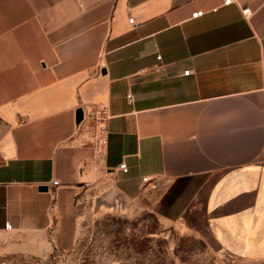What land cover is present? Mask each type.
I'll return each instance as SVG.
<instances>
[{"label": "crops", "instance_id": "crops-1", "mask_svg": "<svg viewBox=\"0 0 264 264\" xmlns=\"http://www.w3.org/2000/svg\"><path fill=\"white\" fill-rule=\"evenodd\" d=\"M111 191L264 264V0H0V255L70 250Z\"/></svg>", "mask_w": 264, "mask_h": 264}, {"label": "rangeland", "instance_id": "rangeland-1", "mask_svg": "<svg viewBox=\"0 0 264 264\" xmlns=\"http://www.w3.org/2000/svg\"><path fill=\"white\" fill-rule=\"evenodd\" d=\"M74 246L49 256L0 255V264H234L197 231L195 219L161 220L116 192L80 203Z\"/></svg>", "mask_w": 264, "mask_h": 264}, {"label": "built area", "instance_id": "built-area-1", "mask_svg": "<svg viewBox=\"0 0 264 264\" xmlns=\"http://www.w3.org/2000/svg\"><path fill=\"white\" fill-rule=\"evenodd\" d=\"M232 2H233V0H223V5H228ZM242 12L245 15H248L251 13L250 8H248V7H244L242 9ZM203 14H204V11L196 10L193 13H191V17L196 18V17H199ZM133 21H134L133 18L129 19L130 23H133ZM188 72H189L188 70L184 71V74H187ZM108 118H109V115H108L107 105L104 103H100L97 106L96 112H95L94 117H93V120L95 123V129H96V140H97V143L100 145H106V143H107V134H108L107 120H108ZM118 167L123 172H126L128 170V167H127L125 162H121L118 165ZM142 182L145 183V185L151 189L156 187V182L148 176L142 177ZM53 185H57V181H53ZM5 228L9 229V228H11V225L8 222H6Z\"/></svg>", "mask_w": 264, "mask_h": 264}, {"label": "water", "instance_id": "water-1", "mask_svg": "<svg viewBox=\"0 0 264 264\" xmlns=\"http://www.w3.org/2000/svg\"><path fill=\"white\" fill-rule=\"evenodd\" d=\"M39 189H40V190H45L46 187H45V186H40Z\"/></svg>", "mask_w": 264, "mask_h": 264}]
</instances>
